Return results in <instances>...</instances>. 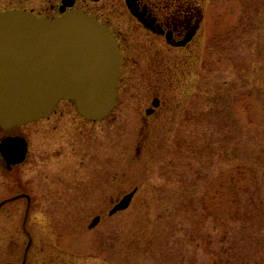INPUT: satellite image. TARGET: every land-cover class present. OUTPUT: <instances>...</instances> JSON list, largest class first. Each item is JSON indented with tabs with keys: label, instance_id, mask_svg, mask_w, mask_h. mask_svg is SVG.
<instances>
[{
	"label": "rangeland",
	"instance_id": "374dc122",
	"mask_svg": "<svg viewBox=\"0 0 264 264\" xmlns=\"http://www.w3.org/2000/svg\"><path fill=\"white\" fill-rule=\"evenodd\" d=\"M203 6L201 47L171 51L107 118L62 100L0 128L29 145L13 173L0 165V264H264V0ZM152 92L165 105L146 127Z\"/></svg>",
	"mask_w": 264,
	"mask_h": 264
},
{
	"label": "water",
	"instance_id": "95a60500",
	"mask_svg": "<svg viewBox=\"0 0 264 264\" xmlns=\"http://www.w3.org/2000/svg\"><path fill=\"white\" fill-rule=\"evenodd\" d=\"M121 57L110 30L80 11L52 20L25 11L0 13V128L48 119L62 100L73 101L87 121H102L117 104ZM0 154L8 165L20 164L28 142L7 136ZM136 192L110 215L127 209ZM99 223L100 216L89 228Z\"/></svg>",
	"mask_w": 264,
	"mask_h": 264
},
{
	"label": "flooded vegetation",
	"instance_id": "af4514ba",
	"mask_svg": "<svg viewBox=\"0 0 264 264\" xmlns=\"http://www.w3.org/2000/svg\"><path fill=\"white\" fill-rule=\"evenodd\" d=\"M203 4L204 0H0V13L25 11L52 20L80 11L106 26L122 54L117 108L134 98L135 83L145 72L151 73L152 79L164 78L161 64L170 62L171 51H195L201 47ZM164 105L165 98L159 92L138 99L137 108L144 126L149 127L148 120L158 115ZM7 136L25 138L18 134ZM7 136L1 137L0 142ZM28 160L29 145L25 161L20 164L8 165L0 154V165L8 173ZM15 197L27 199L30 207L29 195Z\"/></svg>",
	"mask_w": 264,
	"mask_h": 264
}]
</instances>
